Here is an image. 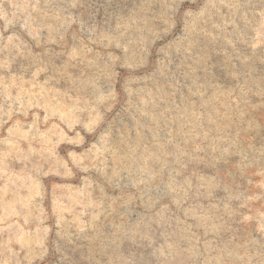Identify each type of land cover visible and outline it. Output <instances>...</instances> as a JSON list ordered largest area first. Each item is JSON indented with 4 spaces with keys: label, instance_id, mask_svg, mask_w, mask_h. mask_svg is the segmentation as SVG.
Instances as JSON below:
<instances>
[{
    "label": "rangeland",
    "instance_id": "obj_1",
    "mask_svg": "<svg viewBox=\"0 0 264 264\" xmlns=\"http://www.w3.org/2000/svg\"><path fill=\"white\" fill-rule=\"evenodd\" d=\"M0 264H264V0H0Z\"/></svg>",
    "mask_w": 264,
    "mask_h": 264
}]
</instances>
